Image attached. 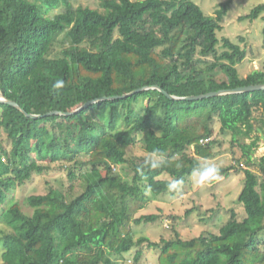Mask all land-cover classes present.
Wrapping results in <instances>:
<instances>
[{"label":"trees","instance_id":"trees-1","mask_svg":"<svg viewBox=\"0 0 264 264\" xmlns=\"http://www.w3.org/2000/svg\"><path fill=\"white\" fill-rule=\"evenodd\" d=\"M230 1L209 15L193 0H100L99 8L0 0V90L25 112L44 114L144 86L184 97L264 83V65L241 77L236 64L245 50L217 36ZM261 13L264 3L241 19ZM57 43L67 45L52 57ZM255 125L264 133V90L174 100L147 89L39 118L0 103V264H121L133 248L135 260L157 250L158 264H264V153L253 161L261 141ZM217 134L241 150L244 217L232 210L217 233L191 239L135 240L133 225L159 217L135 214L172 180L210 164ZM51 164L65 167L67 189L8 199ZM216 167L225 176L236 168ZM76 179L83 189L70 197Z\"/></svg>","mask_w":264,"mask_h":264},{"label":"rangeland","instance_id":"rangeland-1","mask_svg":"<svg viewBox=\"0 0 264 264\" xmlns=\"http://www.w3.org/2000/svg\"><path fill=\"white\" fill-rule=\"evenodd\" d=\"M193 1L206 14L215 15L216 11L220 9L221 3L227 0ZM72 3L75 6L99 8L100 0H72ZM263 3L264 0H231L227 13L221 20L222 28L217 32L220 40L228 38L238 43L245 50V58L236 64L241 77H245L256 69H261L264 65V13H261L254 20L241 19L254 7ZM57 12L58 9H53L47 15L53 16ZM65 45L67 44L57 43L52 48L51 56H58L66 47ZM144 103H147V101ZM255 114L259 115V112L257 111ZM60 124L65 126L64 121ZM213 127L215 131H218L219 123L215 121ZM218 135L217 138L221 141V145L215 146L216 155L208 159L207 163L222 168L234 165L236 168L230 170L228 175H219V179L204 184H198L194 176L187 177L185 180H172L179 182V191H167L156 197L151 196L145 208L135 214L136 217L144 214H157L159 216L152 222L133 225L135 240L142 236H147L153 241H158L160 238L170 239L174 237L191 239L203 234L217 233L219 227L230 220L232 210L235 211L239 220L244 217L243 205L238 202V195L244 182V173L241 169L246 167L240 160L241 150L237 145L231 143L229 134ZM140 145V143L135 145V148L140 150ZM190 153H193V149L190 150ZM263 153L264 142L260 141L259 147L253 154V161L256 162ZM251 169L258 173L256 165ZM69 184L70 180L65 167L51 164L48 171L33 174L23 185H16L9 193L8 199L22 201L28 195L45 194L52 188L67 189ZM72 186L73 190L70 197L78 194L83 189V182L81 179H76L72 182ZM24 210L28 213L31 212L26 207H24ZM187 210H190L188 214L186 213ZM1 212L2 209H0ZM3 228L5 226L0 222V229ZM261 238H264V232ZM137 251L138 248H133L130 252L125 253L122 256L123 258L118 260L119 263L158 264L157 250L144 249L139 258L135 260L134 257Z\"/></svg>","mask_w":264,"mask_h":264},{"label":"water","instance_id":"water-1","mask_svg":"<svg viewBox=\"0 0 264 264\" xmlns=\"http://www.w3.org/2000/svg\"><path fill=\"white\" fill-rule=\"evenodd\" d=\"M147 89H158L160 91H162L167 97L174 99V100H197V99H201V98H206V97H211V96H216V95H226V94H232V93H243V92H252V91H256V90H264V83L261 84H251V85H246V86H240V87H236V88H232V89H221V90H217V91H211V92H207L204 94H200V95H192V96H184V97H179V96H175V95H171L169 93H167L166 91H164L161 87L159 86H144L141 88H138L132 92H128V93H124L122 95H116V96H109V97H101V98H97V99H93L90 100L88 102H85L84 104L79 105L78 107L67 111V112H59V111H51V112H46L44 114H29L27 112H25L18 103L6 98L4 96V94L1 92L0 90V103H8L11 105L16 106L17 108H19L26 116L28 117H32V118H39L42 116H46V115H51V114H64V115H70L73 114L79 110H81L82 108H84L85 106L94 103L100 99H114V98H122V97H126L128 95H131L134 92H138V91H142V90H147ZM255 130L257 131V133L259 134L260 140L264 142V133L261 130V128L258 125H255Z\"/></svg>","mask_w":264,"mask_h":264},{"label":"clouds","instance_id":"clouds-1","mask_svg":"<svg viewBox=\"0 0 264 264\" xmlns=\"http://www.w3.org/2000/svg\"><path fill=\"white\" fill-rule=\"evenodd\" d=\"M64 82L62 80L56 81L54 87L60 89L63 87ZM153 168L159 167L160 164L154 159L151 162ZM193 176L198 184H204L206 182H211L212 180L219 179V169L215 165L202 164L200 167L194 171ZM178 181H173L168 184V191L174 192L179 191Z\"/></svg>","mask_w":264,"mask_h":264},{"label":"built area","instance_id":"built-area-1","mask_svg":"<svg viewBox=\"0 0 264 264\" xmlns=\"http://www.w3.org/2000/svg\"><path fill=\"white\" fill-rule=\"evenodd\" d=\"M204 141H207V140H201V142H204Z\"/></svg>","mask_w":264,"mask_h":264}]
</instances>
